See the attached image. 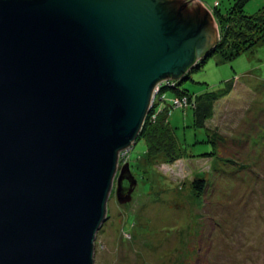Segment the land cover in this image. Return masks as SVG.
I'll list each match as a JSON object with an SVG mask.
<instances>
[{"label":"water","instance_id":"obj_1","mask_svg":"<svg viewBox=\"0 0 264 264\" xmlns=\"http://www.w3.org/2000/svg\"><path fill=\"white\" fill-rule=\"evenodd\" d=\"M216 38L195 0H0V264H94L154 85Z\"/></svg>","mask_w":264,"mask_h":264},{"label":"rangeland","instance_id":"obj_2","mask_svg":"<svg viewBox=\"0 0 264 264\" xmlns=\"http://www.w3.org/2000/svg\"><path fill=\"white\" fill-rule=\"evenodd\" d=\"M195 1L210 12L217 38L180 87L200 100L221 96L203 126L187 107L190 100L170 109L184 156L148 153L144 137L119 150L106 217L94 239V264H264V40H244L240 53L225 57L215 46L220 21L230 19L218 10L225 12L234 0ZM263 4L248 0L245 11L256 13ZM167 88L156 93L151 110L160 108ZM128 161L136 183L131 198L120 201L117 178ZM198 178L207 182L203 188L194 185Z\"/></svg>","mask_w":264,"mask_h":264},{"label":"trees","instance_id":"obj_3","mask_svg":"<svg viewBox=\"0 0 264 264\" xmlns=\"http://www.w3.org/2000/svg\"><path fill=\"white\" fill-rule=\"evenodd\" d=\"M247 1L248 0H234L225 12L218 10L222 18H228L230 21L227 23H223L222 21H220V23L218 22L222 34L216 43L215 50L223 51L224 56L227 58H231L240 53L241 50L239 49L243 48L246 44L253 45L264 40V4L256 13H247L245 11V4ZM241 36L243 39L240 38ZM214 48L211 49L214 50ZM194 64L195 62H191L178 76L174 77L168 75L156 82L155 85L160 82L162 89L168 87L167 89L172 90L174 94L169 97L167 95V89H165L163 93L165 97L159 103L160 108L157 109V106H155L152 110L150 109L144 119L137 138H145L147 141L148 153L156 154L161 150H165L167 157H171L170 159H174V157L178 155L184 156V154H187V151L183 150L184 147L182 148L181 143L176 137L175 131L169 124L170 120L168 113L171 108L175 107V98L181 97V95L186 93L185 97L190 100V105H187V107H193L196 115L195 122L198 125H205V118H208V115L210 116V114H212L211 112L214 105L213 100H216L221 95L214 93L200 100L197 98V94L190 91L188 88L180 87L182 79L187 76L190 69L195 67ZM153 114L161 116H157L158 118L155 119ZM206 183L207 182L203 178L194 180V185L198 188H203Z\"/></svg>","mask_w":264,"mask_h":264},{"label":"built area","instance_id":"obj_4","mask_svg":"<svg viewBox=\"0 0 264 264\" xmlns=\"http://www.w3.org/2000/svg\"><path fill=\"white\" fill-rule=\"evenodd\" d=\"M162 89V86H161V84H160V82H158V84L157 85H155L154 86V89H153V93H154V95H152V97H151V103H152V105H153V103H154V100H155V98H156V93L157 92H159V89ZM164 93V92H163ZM162 93V95H163V99H164V94ZM184 98H186L187 99V97H185V96H183V97H177V98H175V100H174V106H179V105H181V101H182V99H184ZM181 100V101H180ZM187 100H189V99H187ZM182 106V105H181Z\"/></svg>","mask_w":264,"mask_h":264},{"label":"flooded vegetation","instance_id":"obj_5","mask_svg":"<svg viewBox=\"0 0 264 264\" xmlns=\"http://www.w3.org/2000/svg\"><path fill=\"white\" fill-rule=\"evenodd\" d=\"M127 184H128V181L125 179V180H124V185L127 186Z\"/></svg>","mask_w":264,"mask_h":264},{"label":"bare ground","instance_id":"obj_6","mask_svg":"<svg viewBox=\"0 0 264 264\" xmlns=\"http://www.w3.org/2000/svg\"><path fill=\"white\" fill-rule=\"evenodd\" d=\"M150 108H151V103H150Z\"/></svg>","mask_w":264,"mask_h":264}]
</instances>
